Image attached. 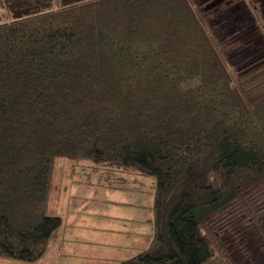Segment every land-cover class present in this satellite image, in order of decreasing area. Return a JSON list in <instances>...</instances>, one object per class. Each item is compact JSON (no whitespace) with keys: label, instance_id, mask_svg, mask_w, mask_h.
Masks as SVG:
<instances>
[{"label":"trees","instance_id":"16d2710c","mask_svg":"<svg viewBox=\"0 0 264 264\" xmlns=\"http://www.w3.org/2000/svg\"><path fill=\"white\" fill-rule=\"evenodd\" d=\"M246 4L0 0V256L45 254L62 156L154 179L152 239L114 264H264V70L237 84L215 27Z\"/></svg>","mask_w":264,"mask_h":264},{"label":"rangeland","instance_id":"374dc122","mask_svg":"<svg viewBox=\"0 0 264 264\" xmlns=\"http://www.w3.org/2000/svg\"><path fill=\"white\" fill-rule=\"evenodd\" d=\"M227 10L217 16V39L234 81L241 84L264 70V0H247L241 8L244 31L238 15ZM5 14L0 10V20ZM52 176L47 212L59 216L61 225L45 254L34 262L0 256V264H114L149 245L153 178L62 156L56 157ZM207 264L223 263L215 256Z\"/></svg>","mask_w":264,"mask_h":264}]
</instances>
